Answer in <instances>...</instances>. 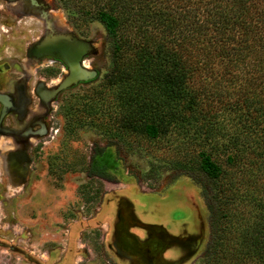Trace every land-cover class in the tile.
<instances>
[{"label":"rangeland","instance_id":"obj_1","mask_svg":"<svg viewBox=\"0 0 264 264\" xmlns=\"http://www.w3.org/2000/svg\"><path fill=\"white\" fill-rule=\"evenodd\" d=\"M27 2L0 0V23L8 29L0 30V90L11 78L26 84L32 125L27 133L16 130L23 138L0 133V264H201L210 240L201 187L163 165L183 160L197 166L199 152L205 150L224 169L223 185L244 191L237 182L248 183L249 174L241 164L227 161L237 150L225 145L237 126L238 116L228 107V99H234L232 83L223 78L222 69L205 81L194 78L199 92L216 90L220 95L208 99L216 115L208 139L200 127L186 134L176 129L157 139L135 131L120 137L114 121H92L83 112L85 124L69 122L61 106L79 102L87 93L104 90L106 100L116 105L115 94L104 88L99 75L111 65L107 31L98 20L75 28L57 0H40L43 12ZM17 3L23 4L24 15L17 16ZM122 8L121 30L133 43V8ZM39 41V57H26V50ZM58 56L70 70L65 62L54 61ZM81 60L83 68L97 71L98 80L66 85L65 79L73 83L82 76ZM38 83L44 98L35 91ZM6 97L0 94L4 103ZM44 124L48 132L40 134ZM3 126L16 123L9 116ZM258 182L264 183V177ZM229 197L223 203L228 212L223 225L224 237L233 245L235 226L253 219L257 208L247 197Z\"/></svg>","mask_w":264,"mask_h":264},{"label":"trees","instance_id":"obj_2","mask_svg":"<svg viewBox=\"0 0 264 264\" xmlns=\"http://www.w3.org/2000/svg\"><path fill=\"white\" fill-rule=\"evenodd\" d=\"M57 1L75 28L92 20L105 26L111 65L99 73L100 83L116 98V105L109 103L103 90L87 93L73 104L66 102L61 111L69 122L85 124L83 112L92 121L105 117L114 121L115 135L120 137L135 131L157 139L176 129L186 134L200 127L208 139L215 128L208 99L220 95L216 90L199 92L194 78L205 81L222 69L223 78L233 85L234 99H228V107L238 116L225 144L237 152L230 153L227 161L248 172V183L237 182L244 191L223 185L224 169L205 150L199 152L197 166L182 160L163 167L188 175L201 187L210 221L201 264H264V183H257L264 177V0H133V6L132 0ZM126 5L133 8V43L121 30ZM217 129L225 134L219 123ZM229 195L247 197L257 208L253 219L235 222L233 245L224 237L223 225L228 216L223 203Z\"/></svg>","mask_w":264,"mask_h":264},{"label":"flooded vegetation","instance_id":"obj_3","mask_svg":"<svg viewBox=\"0 0 264 264\" xmlns=\"http://www.w3.org/2000/svg\"><path fill=\"white\" fill-rule=\"evenodd\" d=\"M11 1H15V0H11ZM27 1H28L27 4L28 3L30 4V5L28 4L29 6L32 5V6L36 7L39 11L43 12V9L41 8V5H43V4H42V2H40V0H27ZM17 5L20 6V8L18 9L17 16H19V13H20V15H24L25 11H24L23 4L17 3ZM24 6H25V3H24ZM1 17H2V13L0 12V22H1ZM0 30H3L4 32H8V29L4 28L1 23H0ZM0 35H1V33H0ZM61 38H63V37H61ZM67 40H69V39H67ZM40 42L41 41L34 43V45H32L31 47H29L26 50V52H25L26 57H29V58L39 57L38 55L41 53H37L35 50H36V48ZM42 54H48V53H42ZM54 61H59L60 63H64V60H61V59L60 60L54 59ZM83 63H85V60H81V64H83ZM83 82H87V81H83ZM39 86H43V85L41 83H38L35 91H36V93H38L40 95V93L38 92ZM63 93L64 92H62L60 95H62ZM0 94H3V95L5 94L7 96L6 97V99H7L6 103H4L0 99V133L1 132L12 133L16 136L23 138L24 134L23 135L19 134L16 132V130H21L22 132L24 131V133H27V132H30L29 130L32 126V125H30V122L27 119V116L29 113L28 105L30 104L31 99H30V94L27 90L26 84L24 82H21L18 78H11V80L8 81V83H7V88H5V87L1 88ZM42 98H44V97H42ZM9 116L12 117V121L16 123V127L12 126L11 128H5L3 126V122ZM36 121L37 120H34V122H36ZM47 132H48L47 126L45 124L43 126L41 125L39 128V133L45 134Z\"/></svg>","mask_w":264,"mask_h":264},{"label":"water","instance_id":"obj_4","mask_svg":"<svg viewBox=\"0 0 264 264\" xmlns=\"http://www.w3.org/2000/svg\"><path fill=\"white\" fill-rule=\"evenodd\" d=\"M73 41H77V40H73ZM82 41V40H81ZM83 42V41H82ZM86 45V44H85ZM87 47V46H86ZM86 52H87V50H86ZM85 56V55H84ZM83 56V57H84ZM59 57V56H58ZM82 57V58H83ZM59 58H61V57H59ZM62 60H64L63 58H61ZM65 62V61H64ZM66 63V62H65ZM67 64V63H66ZM67 66H68V64H67ZM69 67V66H68ZM69 70H70V67H69ZM80 70L83 72L82 73V76L80 77V79L78 80V81H76V82H73V83H67L66 82V79L64 80V83L66 84V85H68V84H76V83H78V82H80V81H89V80H92V79H94L98 74H97V71L96 70H87V69H85V68H83L82 66H81V63H80ZM68 76H69V74H68ZM67 76V77H68Z\"/></svg>","mask_w":264,"mask_h":264}]
</instances>
